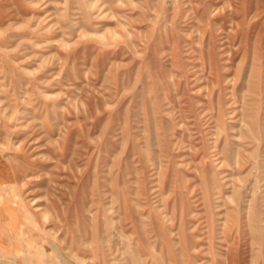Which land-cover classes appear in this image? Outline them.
Instances as JSON below:
<instances>
[{"label": "rangeland", "instance_id": "374dc122", "mask_svg": "<svg viewBox=\"0 0 264 264\" xmlns=\"http://www.w3.org/2000/svg\"><path fill=\"white\" fill-rule=\"evenodd\" d=\"M0 264H264V0H0Z\"/></svg>", "mask_w": 264, "mask_h": 264}]
</instances>
